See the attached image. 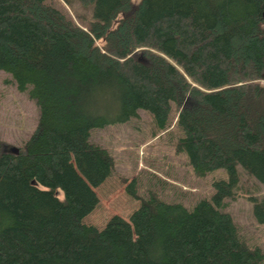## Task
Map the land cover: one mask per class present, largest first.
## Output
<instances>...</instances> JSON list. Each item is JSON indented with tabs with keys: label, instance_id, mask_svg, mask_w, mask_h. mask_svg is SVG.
<instances>
[{
	"label": "trees",
	"instance_id": "trees-1",
	"mask_svg": "<svg viewBox=\"0 0 264 264\" xmlns=\"http://www.w3.org/2000/svg\"><path fill=\"white\" fill-rule=\"evenodd\" d=\"M78 1L86 26L44 0H0V71L39 112L18 154L0 140V264H262L223 202L239 169L264 186V0ZM173 105L175 151L226 179L190 208L132 184L128 220L84 224L114 165L90 132L138 111L163 130ZM247 201L264 226V197Z\"/></svg>",
	"mask_w": 264,
	"mask_h": 264
},
{
	"label": "rangeland",
	"instance_id": "rangeland-1",
	"mask_svg": "<svg viewBox=\"0 0 264 264\" xmlns=\"http://www.w3.org/2000/svg\"><path fill=\"white\" fill-rule=\"evenodd\" d=\"M44 1L79 26H86L91 18V9L80 5L78 0ZM26 93L19 92L11 76L0 71V140L6 149H20L36 128L39 112ZM178 112L173 105L163 130L155 128L147 112L138 111L137 117L126 123L90 132L89 142L106 149L114 165L112 175L94 189L98 203L83 219L84 224L101 229L112 216L128 220L139 206V200L127 193L132 184L140 198L155 194L166 202H178L187 208L198 200L211 199L213 181L226 179V171L213 170L202 177L195 176L187 156L175 151L176 141L181 137L176 127ZM239 174L237 194L223 202V211L232 216L241 239L252 247H260L264 253V226L255 223L251 215L253 203L247 201L250 196L264 197V186L245 176L241 169ZM56 195L61 198V191Z\"/></svg>",
	"mask_w": 264,
	"mask_h": 264
},
{
	"label": "water",
	"instance_id": "water-1",
	"mask_svg": "<svg viewBox=\"0 0 264 264\" xmlns=\"http://www.w3.org/2000/svg\"><path fill=\"white\" fill-rule=\"evenodd\" d=\"M9 152H12V153H14V154H18V152H19V150L18 149H16V148H9V149H7Z\"/></svg>",
	"mask_w": 264,
	"mask_h": 264
}]
</instances>
